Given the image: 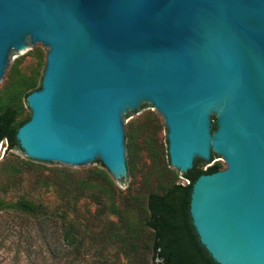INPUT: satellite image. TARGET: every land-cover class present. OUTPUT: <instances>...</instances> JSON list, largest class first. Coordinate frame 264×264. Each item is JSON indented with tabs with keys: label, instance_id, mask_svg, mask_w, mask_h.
<instances>
[{
	"label": "water",
	"instance_id": "water-1",
	"mask_svg": "<svg viewBox=\"0 0 264 264\" xmlns=\"http://www.w3.org/2000/svg\"><path fill=\"white\" fill-rule=\"evenodd\" d=\"M43 46L24 157L99 160L128 182L126 113L151 105L172 168L225 165L191 183L199 243L218 264H264V0H0V86L14 53Z\"/></svg>",
	"mask_w": 264,
	"mask_h": 264
},
{
	"label": "rangeland",
	"instance_id": "rangeland-1",
	"mask_svg": "<svg viewBox=\"0 0 264 264\" xmlns=\"http://www.w3.org/2000/svg\"><path fill=\"white\" fill-rule=\"evenodd\" d=\"M47 47L24 49L13 55L11 76L0 86V108L15 109L17 120L29 116L24 93L36 89ZM32 79V86L16 92ZM33 87V88H32ZM128 182H118L98 161L81 166L37 161L7 148L0 140V264H153L151 232L144 226L146 197L171 183H187L167 159L166 128L151 105L136 117L126 113ZM217 163L196 162V167ZM27 199L65 210L68 221L81 230L79 239L65 238L59 220L41 221L14 206ZM121 239L136 247L126 252Z\"/></svg>",
	"mask_w": 264,
	"mask_h": 264
},
{
	"label": "trees",
	"instance_id": "trees-1",
	"mask_svg": "<svg viewBox=\"0 0 264 264\" xmlns=\"http://www.w3.org/2000/svg\"><path fill=\"white\" fill-rule=\"evenodd\" d=\"M32 84V79H27L17 85L16 92L24 91ZM38 87L39 84L36 89ZM32 90L34 89L30 91ZM28 92L24 93V97ZM16 116L17 113L11 106L5 105L0 108V140L4 139L9 149H18L14 133L16 128L29 117L17 120ZM198 160L201 159H197L196 162ZM217 169H219L217 163H211L204 168L194 165L191 173L187 171L180 173L187 183H171L162 192L148 193L146 197L147 216L143 224L151 232V256L153 259H158V263L153 264H218L199 243L188 214L192 181L198 174L210 173ZM4 206L5 203L0 198V208ZM14 206L19 212L41 221L52 218L59 220L65 232V238L70 239L71 242L80 237L81 230L68 221V215L64 209L56 210L27 199L18 200ZM120 244L126 252L136 247L129 239H121Z\"/></svg>",
	"mask_w": 264,
	"mask_h": 264
}]
</instances>
